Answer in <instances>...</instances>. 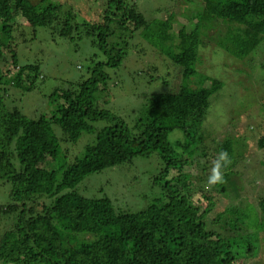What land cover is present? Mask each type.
I'll use <instances>...</instances> for the list:
<instances>
[{
	"label": "trees",
	"instance_id": "obj_1",
	"mask_svg": "<svg viewBox=\"0 0 264 264\" xmlns=\"http://www.w3.org/2000/svg\"><path fill=\"white\" fill-rule=\"evenodd\" d=\"M201 8V23L190 24L193 12L182 14L189 26L179 23V53L169 58L182 83L152 94L131 134L122 117L104 108L110 96L107 70L121 66L137 32L160 21L149 22L136 0H107L94 23H79L70 11L37 9L29 0H0V184L7 185L8 195L0 203V264H245L256 256V241L238 235L234 226L246 225L255 208L226 209L215 220L225 217L219 230L207 229L217 186L224 192L231 185L237 159L230 138L213 141L208 154H196L209 100L223 84L211 79L204 86L205 76L195 67L200 33L209 37L221 24L226 31L217 46L237 60L249 56L264 40V0H211ZM163 22L173 24L172 15ZM30 25L45 28L52 41L90 38L100 53L88 59L87 76L54 90L48 97L51 109L33 117L12 106L46 80L39 61L18 60L17 48L26 41L23 26ZM96 122L104 126L98 129ZM175 129L185 138L177 146L168 142ZM83 134L94 136V142L70 158V147ZM257 145L264 151V127ZM155 152L163 168L154 184L165 193L164 201L128 213L116 210L108 197H86L77 190L92 174ZM200 157L206 159L207 176L193 178L192 165ZM217 170L221 178L214 181ZM202 179L204 186H197ZM203 191L206 201L194 198ZM258 207L264 225V198Z\"/></svg>",
	"mask_w": 264,
	"mask_h": 264
},
{
	"label": "rangeland",
	"instance_id": "obj_2",
	"mask_svg": "<svg viewBox=\"0 0 264 264\" xmlns=\"http://www.w3.org/2000/svg\"><path fill=\"white\" fill-rule=\"evenodd\" d=\"M29 1L37 9L49 8L56 14L70 11L79 23L100 22L107 3V0ZM194 1L191 4L186 0H136L149 22L160 23L150 25L146 32H137L130 42L127 56L121 66L107 70L111 80L110 96L104 107L122 117L131 134L138 130V114L146 100L152 94L170 92L168 88L178 89L182 83L179 70L169 59L171 55L179 53V23H184L186 28L189 26L182 14L189 15L193 12L195 14L190 24L201 23V6L211 4V0ZM168 15H172L173 24L163 22H166ZM23 27L26 29V41L22 44L24 46L17 48L18 60L21 64L39 61L46 80L38 83L33 92L17 98L12 106L33 117L37 112H47L51 109L48 97L54 90L64 88L66 83L77 80L81 75L87 76L88 59L100 53L91 45L90 38H84L82 41L59 38L52 41L45 28L31 25ZM225 31L226 27L221 24L218 31L207 32L209 37L205 38L204 33H200L201 42L197 47L195 67L198 73L205 76L204 86L207 87L211 79H217L223 84L221 90L209 100L201 125L204 141L196 149V154H208L214 150L213 141H223L226 138L234 142L236 149L237 162L233 181L224 192L218 191L220 187L217 186L219 194L214 198V205L205 219L207 229L216 231L219 230V225L223 224L221 220L225 218L216 222L219 213L233 207H253L258 213V202L264 198V151L257 145L264 127V40L249 56L237 60L216 44ZM193 81L194 79H191L189 83L193 85ZM94 126L100 129L104 124L96 122ZM54 132L58 136L60 131L55 128ZM94 139V136L83 134L77 144L70 147L69 157L80 155L84 147L94 142ZM184 139L182 132L176 129L168 136V142L174 146L176 143H182ZM175 148L181 151L180 147ZM69 157L66 155L68 161ZM205 164V157L195 160L192 165L193 178L203 174L207 176V171L203 169ZM162 168L163 163L155 152L149 157H136L131 162L92 174L78 185L77 190L86 197H108L116 210L136 213L151 203L165 200V193L159 185L154 184V177ZM188 169L191 172L190 166ZM203 182L206 183L202 179L196 182V185L204 186ZM205 192L197 194L194 198L206 201L208 194ZM7 200V185L0 184V203ZM203 207L210 209L208 205ZM257 213L251 215L246 222L247 226L234 225L236 231H240L238 235L244 236V239L250 235L257 244L256 256L246 259L245 264H264V225ZM60 227L64 230L67 225L61 223ZM74 240V237L71 238L72 243Z\"/></svg>",
	"mask_w": 264,
	"mask_h": 264
},
{
	"label": "clouds",
	"instance_id": "obj_3",
	"mask_svg": "<svg viewBox=\"0 0 264 264\" xmlns=\"http://www.w3.org/2000/svg\"><path fill=\"white\" fill-rule=\"evenodd\" d=\"M222 159H223V155H222ZM220 178H221V177H220V174H219V172H218V170H217L216 173H215V175H214V177H213V180H214V181H218Z\"/></svg>",
	"mask_w": 264,
	"mask_h": 264
}]
</instances>
